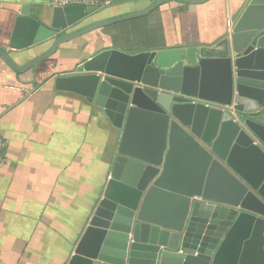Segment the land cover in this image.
Returning <instances> with one entry per match:
<instances>
[{"label":"water","instance_id":"1","mask_svg":"<svg viewBox=\"0 0 264 264\" xmlns=\"http://www.w3.org/2000/svg\"><path fill=\"white\" fill-rule=\"evenodd\" d=\"M96 9L53 7L47 24L22 9L8 47L52 39L55 50L118 21L64 33ZM56 88L100 107L121 130L67 264H264V0H248L231 33L210 46L104 50ZM242 149L261 166L254 179L232 164Z\"/></svg>","mask_w":264,"mask_h":264},{"label":"crops","instance_id":"2","mask_svg":"<svg viewBox=\"0 0 264 264\" xmlns=\"http://www.w3.org/2000/svg\"><path fill=\"white\" fill-rule=\"evenodd\" d=\"M77 1L103 5L74 25L82 24L77 31L103 20L118 21L55 50L52 39L14 50L8 43L19 12L27 10L47 24L53 7L50 0H0V52L9 57L7 61L0 56V134L8 142L0 166V264H12L7 255L50 252L54 237L69 244V234L62 232L64 221H69L66 215L75 207L86 222L109 178L121 130L100 107L56 88V79L75 74L101 51H126L120 38L143 39L151 47L130 54L210 46L231 33L248 0H168L136 16L156 0ZM232 164L248 179L261 173V166L243 149L233 154ZM87 191L95 197L88 203ZM86 226L73 238L64 264Z\"/></svg>","mask_w":264,"mask_h":264},{"label":"rangeland","instance_id":"3","mask_svg":"<svg viewBox=\"0 0 264 264\" xmlns=\"http://www.w3.org/2000/svg\"><path fill=\"white\" fill-rule=\"evenodd\" d=\"M86 4L87 5H96L98 7L103 6L99 2H94V1L91 2V3L87 2ZM103 21H107V20H103ZM81 25L82 24H80L79 27L74 26V28L72 27L71 29L66 30V31H69L70 32L69 34H72L74 32H77V29L82 28ZM88 25H85V26L88 27ZM134 33L139 36L140 30H136V31H134ZM138 36H136V38ZM80 37H82V36H80ZM120 40H121V38L118 39V42L123 44L121 46H124L123 49L126 50V51H124L125 53H129L131 51H137V50H143L144 51L145 49L151 48L150 45H148L149 43L146 40H143V39L137 38L136 41L135 40H131V39L130 40L129 39H127V40L124 39V40H121V41ZM65 215L66 214H64V220L67 219L66 216H68V220L69 221H67V224L64 221V230L62 232L65 235L67 233L69 234V244H65V241H64V244H61V242H60L61 238L54 237L53 238V246L54 247L51 249L50 252H46V253H40L39 252V253H34V254L30 253V254H21V255H18V254L17 255H7V259L9 260V263L13 264L14 262H16V264H18L19 262H21L20 264H22V263L26 264V263L33 262V263H38V264H64L65 263V259H66L65 257L67 256L66 253L69 250H70L69 253L72 252L73 238L75 236H79L80 235L82 228L87 225L88 220L91 217V215H87L86 214L87 216H86V222H85L84 218H83L82 210L78 211L75 207L74 208L71 207V210H70L69 214L66 215V216ZM55 217H57V216H55ZM60 222H61V219L59 218V223ZM56 232L57 233H61V231H55V233ZM21 258H23V259L21 260Z\"/></svg>","mask_w":264,"mask_h":264},{"label":"built area","instance_id":"4","mask_svg":"<svg viewBox=\"0 0 264 264\" xmlns=\"http://www.w3.org/2000/svg\"><path fill=\"white\" fill-rule=\"evenodd\" d=\"M75 3H81L77 0H50V5L52 7H62ZM84 4V3H82ZM8 147V142L0 134V166L5 162V152Z\"/></svg>","mask_w":264,"mask_h":264},{"label":"trees","instance_id":"5","mask_svg":"<svg viewBox=\"0 0 264 264\" xmlns=\"http://www.w3.org/2000/svg\"><path fill=\"white\" fill-rule=\"evenodd\" d=\"M91 194L89 193V191H87V194H86V199H87V203L89 202V200H94L95 197L94 196H90Z\"/></svg>","mask_w":264,"mask_h":264},{"label":"flooded vegetation","instance_id":"6","mask_svg":"<svg viewBox=\"0 0 264 264\" xmlns=\"http://www.w3.org/2000/svg\"><path fill=\"white\" fill-rule=\"evenodd\" d=\"M142 52V51H141Z\"/></svg>","mask_w":264,"mask_h":264}]
</instances>
